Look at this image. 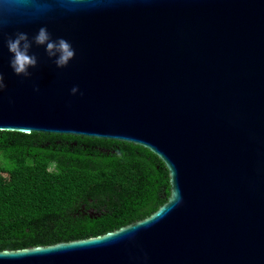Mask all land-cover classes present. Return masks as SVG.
<instances>
[{
  "label": "water",
  "instance_id": "water-1",
  "mask_svg": "<svg viewBox=\"0 0 264 264\" xmlns=\"http://www.w3.org/2000/svg\"><path fill=\"white\" fill-rule=\"evenodd\" d=\"M40 27L75 57L57 68L33 43L17 76L6 40ZM0 73V130L141 145L170 184L147 217L0 264H264V0H27L0 28Z\"/></svg>",
  "mask_w": 264,
  "mask_h": 264
},
{
  "label": "trees",
  "instance_id": "trees-1",
  "mask_svg": "<svg viewBox=\"0 0 264 264\" xmlns=\"http://www.w3.org/2000/svg\"><path fill=\"white\" fill-rule=\"evenodd\" d=\"M169 188L163 161L141 145L0 130V250L104 234L147 217Z\"/></svg>",
  "mask_w": 264,
  "mask_h": 264
},
{
  "label": "clouds",
  "instance_id": "clouds-1",
  "mask_svg": "<svg viewBox=\"0 0 264 264\" xmlns=\"http://www.w3.org/2000/svg\"><path fill=\"white\" fill-rule=\"evenodd\" d=\"M25 2L27 0H0V28L7 22V17L16 10V6ZM57 2H62V0H57ZM33 43L44 46L47 56L52 59L57 68L66 67L75 57L72 44L63 37L52 39L47 27H40L31 39L26 32L17 31L14 36H9L6 40L8 51L12 54L9 66L17 76L30 77L32 73L29 69L35 68L38 64L37 56L30 54ZM5 87L3 74L0 73V91H3ZM34 91H39L38 86L34 88ZM78 91V86L71 89L73 95ZM5 163L9 162L5 161ZM26 163L31 165L32 162L29 160ZM11 166L14 167V164Z\"/></svg>",
  "mask_w": 264,
  "mask_h": 264
}]
</instances>
